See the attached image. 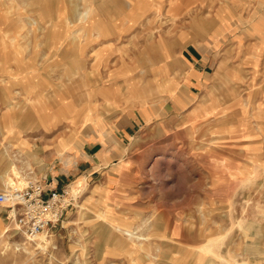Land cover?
<instances>
[{"label":"rangeland","instance_id":"1","mask_svg":"<svg viewBox=\"0 0 264 264\" xmlns=\"http://www.w3.org/2000/svg\"><path fill=\"white\" fill-rule=\"evenodd\" d=\"M124 1L0 0V190L45 175L50 140L80 139L114 109L93 102L100 77L121 103L156 98V44L188 29L201 40L221 14L233 26L213 84L175 113L144 104L114 155L67 178L77 199L46 241L0 206V264H264V0H192L176 22L171 0ZM141 12L143 32L117 36Z\"/></svg>","mask_w":264,"mask_h":264},{"label":"crops","instance_id":"2","mask_svg":"<svg viewBox=\"0 0 264 264\" xmlns=\"http://www.w3.org/2000/svg\"><path fill=\"white\" fill-rule=\"evenodd\" d=\"M129 1L125 0L124 4L128 5ZM132 3L129 4L131 5ZM138 3L140 5L143 2L140 0ZM168 3L173 11L172 19L176 22L179 20L178 13L182 10L181 8L193 2L192 0H171ZM148 15L141 12V15L134 19L139 20V23L134 27L131 24V20L126 19V24L130 23L126 30L127 33L118 34L117 36L127 37L129 34L133 36L134 32H143L142 23ZM127 16L129 17V14ZM220 21L221 25L218 29L207 32L203 38L202 36L200 37V39L202 38L201 40L188 41V38L196 37V30L188 29L181 31L184 34L179 33L161 44H156L157 48H162L159 53L160 59L159 62L151 67L154 71L151 72L149 69L150 75L146 77L148 82L156 84V91L154 92L157 95L156 98L142 97L141 99L138 98L137 102L129 98L123 103L120 100L118 102L115 92L113 94L110 93L113 91L111 90L113 85L116 86L119 82H113L112 80L105 82L104 77L103 79L100 77L97 84H102V86L93 88V102L96 104V102L101 103V101H104L105 104V100L112 101L114 109L110 108L106 115L101 113V109H98L99 118L95 119L94 115H92L93 121L86 127V129L88 128L87 132L83 133L85 129L73 131L76 135L83 133L80 139H76L78 138L76 136L61 138L60 135L50 140L54 151L44 154L43 158L46 167L43 172L45 175L54 178L53 185L57 184L62 187L66 183L67 178L74 177L78 179L81 168L92 166L93 162L97 164L102 160L106 161L110 156L114 155L115 149H117L115 146L118 145L119 148L125 143L126 139L133 136L137 121L136 117H145L146 114L141 110L145 106L144 104L148 105L147 108L150 110L151 104L149 105V103L155 102L158 104L159 102L163 106L168 105L175 113L182 108L189 107L196 96L205 97L213 84L214 71L216 72L215 69L219 64L220 52L223 49L222 42H224L227 37L226 34L230 31L229 27L233 26V22L229 23L231 19H224L221 14ZM259 24H261V21H259ZM228 47L229 45H226L225 48L228 49ZM124 79V84H127V76ZM145 82L141 84L142 95L148 94V91L145 93L144 90ZM101 98L104 100H101ZM123 104V110L119 109L120 111H118V108H122ZM78 117H80V110H77L76 113V119ZM63 118L62 113L61 119ZM17 136L18 133H14L13 141L15 143L19 141ZM85 137H92V139H89L86 142L87 144H84ZM44 148L46 150L45 146ZM72 159L75 164L73 165L74 167L69 168L67 166L68 161ZM81 161L82 164H80Z\"/></svg>","mask_w":264,"mask_h":264},{"label":"built area","instance_id":"3","mask_svg":"<svg viewBox=\"0 0 264 264\" xmlns=\"http://www.w3.org/2000/svg\"><path fill=\"white\" fill-rule=\"evenodd\" d=\"M54 181L43 175L24 185L12 183L0 190V206L8 207L7 219L17 233L34 240L54 228L75 205L77 193L68 185H53Z\"/></svg>","mask_w":264,"mask_h":264},{"label":"bare ground","instance_id":"4","mask_svg":"<svg viewBox=\"0 0 264 264\" xmlns=\"http://www.w3.org/2000/svg\"><path fill=\"white\" fill-rule=\"evenodd\" d=\"M125 96H126V95H125ZM14 107H15V106H14ZM26 118H27V117H26ZM11 128H12V125H11ZM14 167H15V166H14ZM14 167H12V170L16 172V170H15ZM8 179H9V178H8ZM10 181H12V183H14V180H13L12 177H10ZM21 183H22V182H21ZM21 183H20V184H21ZM22 184H23V183H22ZM3 232H4V231H3ZM3 232L0 231V235H2ZM40 238H41L43 241H46V237H45V236H40ZM36 239H37V238H36ZM42 240H41V241H42ZM210 242H211V241H210ZM36 243H37V242H36ZM38 244L41 245L40 243H38ZM38 244H37V245H38ZM208 244H209V243H208ZM203 245H204V244H203ZM207 246H208V245H207ZM42 247H43V245H42ZM210 248H211V247H210ZM210 248H209V249H210ZM210 252H212V251L210 250Z\"/></svg>","mask_w":264,"mask_h":264}]
</instances>
